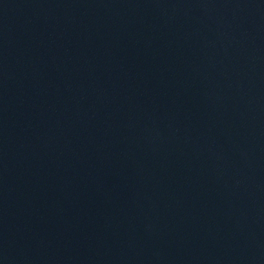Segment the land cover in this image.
<instances>
[{"label": "water", "instance_id": "1", "mask_svg": "<svg viewBox=\"0 0 264 264\" xmlns=\"http://www.w3.org/2000/svg\"><path fill=\"white\" fill-rule=\"evenodd\" d=\"M0 264H264V0H0Z\"/></svg>", "mask_w": 264, "mask_h": 264}]
</instances>
